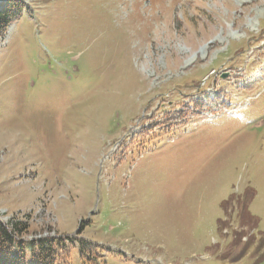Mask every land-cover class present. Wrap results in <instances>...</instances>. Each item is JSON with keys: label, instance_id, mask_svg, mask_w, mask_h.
I'll use <instances>...</instances> for the list:
<instances>
[{"label": "rangeland", "instance_id": "obj_1", "mask_svg": "<svg viewBox=\"0 0 264 264\" xmlns=\"http://www.w3.org/2000/svg\"><path fill=\"white\" fill-rule=\"evenodd\" d=\"M17 1L1 222L58 264H264V0Z\"/></svg>", "mask_w": 264, "mask_h": 264}, {"label": "trees", "instance_id": "obj_2", "mask_svg": "<svg viewBox=\"0 0 264 264\" xmlns=\"http://www.w3.org/2000/svg\"><path fill=\"white\" fill-rule=\"evenodd\" d=\"M17 2V0H7L4 5L0 4V38L4 35L5 29L21 11V5ZM233 203V197L222 202V208L225 212L226 219L219 221L218 229L221 232L229 227V207L231 204L233 205ZM246 210L237 213V217L240 219L243 218L240 225L255 229L257 226V219L251 216L249 211ZM27 228L28 227L25 223L16 222L9 227L0 222V264H58L64 260V255H61L63 249L62 240L52 238L41 239L38 241H23L19 236L23 234ZM244 236H246L245 233L234 231L231 247L237 246L241 238ZM65 240L68 239L65 238ZM249 247V245L247 247L246 242L242 244L241 250L236 255L237 258L234 260L242 258ZM79 254L81 256V250ZM222 257L223 259H227L228 252Z\"/></svg>", "mask_w": 264, "mask_h": 264}, {"label": "flooded vegetation", "instance_id": "obj_3", "mask_svg": "<svg viewBox=\"0 0 264 264\" xmlns=\"http://www.w3.org/2000/svg\"><path fill=\"white\" fill-rule=\"evenodd\" d=\"M258 245L263 249L264 251V237L258 242Z\"/></svg>", "mask_w": 264, "mask_h": 264}, {"label": "bare ground", "instance_id": "obj_4", "mask_svg": "<svg viewBox=\"0 0 264 264\" xmlns=\"http://www.w3.org/2000/svg\"><path fill=\"white\" fill-rule=\"evenodd\" d=\"M185 64H186V65H188V64H189V62H186Z\"/></svg>", "mask_w": 264, "mask_h": 264}]
</instances>
